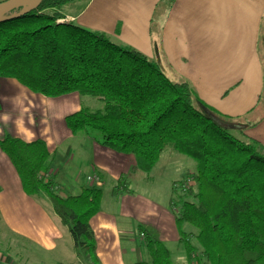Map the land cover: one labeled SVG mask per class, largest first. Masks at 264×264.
I'll use <instances>...</instances> for the list:
<instances>
[{"label": "trees", "instance_id": "obj_1", "mask_svg": "<svg viewBox=\"0 0 264 264\" xmlns=\"http://www.w3.org/2000/svg\"><path fill=\"white\" fill-rule=\"evenodd\" d=\"M75 1L81 0H41L0 21V79H15L47 98L70 93L95 98L101 107L82 106L66 116L67 129L73 135L98 132V143L131 155L138 172L152 171L167 150L192 160L194 172L173 185L170 200L187 264H264V147L240 130L222 127L226 118L139 51L119 47L104 33L58 22ZM0 149L23 192L45 193L75 250L92 260L89 221L99 210L101 190L83 187L76 196H59L47 174L49 152L42 140L5 135ZM128 191L121 177L111 193ZM184 225L194 233L184 232ZM137 234L149 262L135 264H173L154 227L139 224Z\"/></svg>", "mask_w": 264, "mask_h": 264}, {"label": "crops", "instance_id": "obj_2", "mask_svg": "<svg viewBox=\"0 0 264 264\" xmlns=\"http://www.w3.org/2000/svg\"><path fill=\"white\" fill-rule=\"evenodd\" d=\"M63 15L119 47L139 51L170 80L186 82L205 106L226 118L225 125L264 147V0H81L65 6ZM82 106L77 93L47 98L15 79H0V139L42 140L49 152L47 174L59 196H76L83 187L102 192L89 221L91 260L75 250L47 195L23 192L0 149V236L13 241L0 251V264L149 262L139 224L159 232L173 264H187L178 243L177 209L170 204L178 181L165 198L133 193L132 182L142 172L131 155L101 146L95 133L73 135L67 129L65 117ZM121 177L129 191L115 196L111 191ZM148 178L143 176L144 183H151ZM183 231L194 233L188 225ZM18 243L24 256L14 252Z\"/></svg>", "mask_w": 264, "mask_h": 264}, {"label": "rangeland", "instance_id": "obj_3", "mask_svg": "<svg viewBox=\"0 0 264 264\" xmlns=\"http://www.w3.org/2000/svg\"><path fill=\"white\" fill-rule=\"evenodd\" d=\"M0 1L2 2L3 0ZM59 20L60 23L69 22L66 17L63 19H58L57 21ZM83 106H87L92 109L101 107L100 103L95 98L90 97H83ZM95 133L99 134L98 132ZM194 170L195 163L192 160L178 154L177 152L167 150L160 156L158 163L152 169V171H150L148 174L139 173L142 175L139 178L137 177L135 180H133L131 189L135 194L165 198V196H167V194L170 192L173 182L181 181L183 178L192 174ZM143 176L150 177L151 179L148 181H151V183H144ZM11 242L13 241L8 237L0 236V251H5L9 248V246L11 247ZM21 245L23 244L18 243V245L14 246V252L18 253V257L19 255L24 256L26 252Z\"/></svg>", "mask_w": 264, "mask_h": 264}, {"label": "water", "instance_id": "obj_4", "mask_svg": "<svg viewBox=\"0 0 264 264\" xmlns=\"http://www.w3.org/2000/svg\"><path fill=\"white\" fill-rule=\"evenodd\" d=\"M39 1L41 0H4L0 2V21H3L4 19H8L11 17L20 16L21 14L33 8L35 4ZM18 9H20L18 13L13 14L10 17L3 18V16H5L6 14L13 13ZM219 124L222 127L229 128L227 125H225L222 122H219Z\"/></svg>", "mask_w": 264, "mask_h": 264}, {"label": "built area", "instance_id": "obj_5", "mask_svg": "<svg viewBox=\"0 0 264 264\" xmlns=\"http://www.w3.org/2000/svg\"><path fill=\"white\" fill-rule=\"evenodd\" d=\"M58 22H60V20ZM88 180H92V178H88ZM94 181L98 182L99 180L97 178H94Z\"/></svg>", "mask_w": 264, "mask_h": 264}]
</instances>
